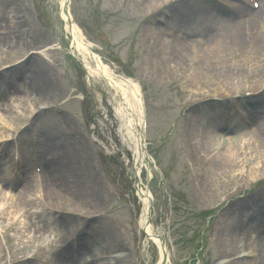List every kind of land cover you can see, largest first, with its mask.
<instances>
[{"label":"rangeland","instance_id":"obj_1","mask_svg":"<svg viewBox=\"0 0 264 264\" xmlns=\"http://www.w3.org/2000/svg\"><path fill=\"white\" fill-rule=\"evenodd\" d=\"M182 1L72 0L71 13L103 63L117 75L131 78L142 86L146 145L157 166L145 162L136 164V168L140 170L142 189L152 195L151 225L154 232L167 241L169 264H192L193 259L195 264H223L216 256L213 240L215 233L226 231L230 217L228 215L226 222L220 224L216 221L222 211H230V203L236 206L242 196L237 193L229 201L225 198L236 189L252 188L254 182L258 187L262 182L261 187H264V177L253 183L248 181L246 185L240 171L235 169L240 184L231 183L234 182L232 176L208 177L206 181L213 187L209 195L201 189L193 193V163L183 149L185 130L193 121L202 126H215L221 121L206 114L197 119L198 116L190 113L193 107L205 105L214 115L213 110L222 107L231 118L228 113L231 106L241 108L247 94L254 96L264 88V0H260L258 11L236 0ZM218 1L232 2L229 4L239 15L234 20L242 24L234 29L236 34L229 37L220 24L215 27L216 30L221 27L220 31L209 34L205 46L197 49L176 46V38L182 37L186 28L192 34L209 30L208 21L213 17L210 4H218ZM192 5L199 8L183 17L191 21L185 26L181 23L184 19L174 12ZM58 13L55 0H0V96L5 93L3 80L11 84L17 80L14 89L18 92L7 103L0 101V139L10 138L11 132L20 135L18 140L9 145L3 143L1 147L0 180L6 185L7 180L18 179L13 181L15 188H10L16 197L24 185L30 184L27 199L37 201L30 211L33 214L23 215L22 212L23 216L17 214L13 221L0 220V264H25L20 262L25 258L32 259L30 264H69L61 248L65 244L71 246L70 264H77L81 259L76 260V253L85 245H88L86 250L92 252L90 255L98 253L102 242L96 233L99 225L109 218H114L120 227V246L103 254L107 259L96 264H117V258L124 264H156L158 248L152 242L146 243L138 227L142 205L134 188L136 172L115 149L109 133L111 126L103 127L100 122L105 114L108 117L106 102L114 101L115 94L100 78L94 79L98 90L89 86L82 66L66 52L69 41ZM204 25L207 29L202 30ZM58 43L62 49L54 46ZM206 56L211 60L206 61ZM207 78L211 87H195V81ZM32 106L39 114L33 121L37 126L29 129ZM234 112L232 109L231 114ZM39 121L43 124L41 128H37ZM238 122L233 124L235 128L229 130V134L221 133V145L229 138L239 141L242 154L237 161L240 165L261 168L264 131L259 137L253 126L245 127ZM41 130H49L48 136L59 132L67 147L56 144L58 149L53 151L49 141L46 144L37 141L35 136ZM76 140L86 144V154L79 158L75 152ZM15 148L23 151L21 162L29 168L38 159L51 162L52 169L57 168V163L67 168L72 165V155L80 172L95 175V182L91 184L90 180V184H85L74 172L69 176L67 173L66 185L60 183L61 179L55 182L45 171L40 175L31 171L33 175L30 173L28 180L17 178L16 172L11 174L16 167ZM100 183L108 193L107 198L100 195L103 194ZM229 183L233 190L226 193L224 189L231 188ZM89 186L103 203L99 208L86 207L84 211L81 206L85 207V203L80 201L85 197L83 187L91 200ZM13 199L20 203V199ZM210 200L221 204L215 207ZM61 211L86 214L81 219L84 222L81 237L70 238L72 232L61 224ZM28 221H32L31 227L26 224ZM120 252L122 256H117ZM82 254L83 251L80 256Z\"/></svg>","mask_w":264,"mask_h":264},{"label":"bare ground","instance_id":"obj_2","mask_svg":"<svg viewBox=\"0 0 264 264\" xmlns=\"http://www.w3.org/2000/svg\"><path fill=\"white\" fill-rule=\"evenodd\" d=\"M249 1V0H248ZM61 4H63V0H59ZM195 8H199L198 5H192L186 10L189 12H185L184 15L187 17V15L194 11ZM201 8V7H200ZM218 10V7H217ZM233 10L232 8L230 9ZM63 17L65 20H67V16L63 14ZM184 19V18H182ZM210 24L209 34L214 32L217 33L220 31V28L218 30L215 29V27H218V25L222 24L224 32L229 35V37L236 34L234 29H238V27L242 24H237L236 21L233 19L231 13H225L224 17L219 16L218 14H215L210 21H208ZM181 23L185 24V26L191 24V21L188 18H185L181 21ZM67 33H71L73 36L74 46L76 49L80 52V54L84 53L83 60H88L92 65L88 66V70L90 71L91 75L97 74L98 77L105 80L106 83L109 85V87L116 93L119 94V99H122L125 103L131 108L129 112H127V109H125L123 102L120 101V105L116 106L115 104L111 103L110 112L113 116H115L117 119H121V116L124 114H127V120L129 121V124L124 125L121 129V125H119V128L115 130V134L113 135V138L119 139L121 137L122 141L127 142L128 139V147L129 150L133 153L132 157L135 162L144 161L145 155L141 149L140 145V124L141 119L138 115L137 108L135 106L136 103L140 100V91L138 88V85L129 78H124L117 76L116 73H114L111 69H109L106 65L98 64L99 61L98 58H95L94 55H92L90 52H88V47L84 42H82V37L76 34L74 30H71L70 28H67ZM194 39H191L193 38ZM205 36L203 34H195L188 30L186 28V31L182 37L176 38L175 45L178 47H187L191 46L194 49H197L200 47V43L203 41ZM186 40L187 43L181 44L180 42L182 40ZM169 41V40H168ZM166 41L170 44V42ZM204 46V44H202ZM264 47V46H263ZM88 55V56H87ZM206 61H210V56L205 57ZM214 61L215 59L212 58ZM171 61H173L172 58H170ZM26 61V60H25ZM35 64H33L34 67ZM93 65H96L92 68ZM167 71V70H165ZM211 73L213 70H210ZM216 73V72H215ZM214 73V74H215ZM195 78V77H194ZM199 81H195L194 85L197 89H206L208 87L212 86L211 81L204 79H198ZM256 91V90H255ZM259 98L257 100H252V103H258L260 105H264V90L262 93L259 94ZM250 105V103L248 104ZM15 108V106H13ZM37 109L33 108L32 106V113H35ZM126 111V112H125ZM215 112V115H213V112L211 108H207L205 106L200 107L199 110H197L198 118L200 119V115H210L217 117L221 121L220 123L217 122V125L213 128L207 127H200L197 124L195 125H189L187 124L186 137L184 139V147L185 153L187 157L191 160L193 163L192 165V174H193V184L196 183V188L201 190L207 189L206 184V178L207 177H214V178H225L228 176H232L234 178L235 184H240V179L237 177V175H241L242 180L244 178L245 183L247 184L248 181H251L252 183L254 181H257L259 178L264 177V164L261 166V168L256 167H248L246 168L244 165H240V162L237 161V158L241 156V151L239 149V141L232 140V139H226L223 146L221 145L220 139L222 137L221 133L228 132L230 130V122L231 120L226 119L225 113L226 110L222 107H217V109L213 110ZM130 114V115H129ZM1 115V114H0ZM217 119V120H218ZM125 121V120H123ZM254 121V120H253ZM117 123H119L117 121ZM253 123V122H252ZM120 124V123H119ZM254 126H256V134L259 135V133L262 134V131H264V122L262 121H254ZM52 131V130H50ZM197 134V135H196ZM124 135H126V139L124 138ZM221 135V136H220ZM257 137V136H256ZM260 137V135H259ZM51 146V150L55 151L59 147H67L63 146L61 143L63 142V139L60 138L59 132L53 133L51 137L48 138ZM58 142V143H56ZM58 146H57V145ZM76 149L75 152H77V157L79 158L80 155L86 154V144L85 142L78 143V141H75ZM213 154V155H211ZM72 158V165L65 168V167H59L55 168L54 171H50V166L46 168V171L50 172V176L53 177L55 182H60V179L62 180L63 185L67 184V180L64 179L70 175V173L74 172L75 175L79 177V180L83 178L85 184H90L89 181L92 180L93 184L95 182V175L92 176L90 173H82L80 170L75 166V158L71 155ZM246 168V169H245ZM235 169L239 170V174H235ZM84 171V170H83ZM245 171V172H244ZM19 175L26 177L29 175V172H24L21 168L17 170ZM71 178V177H70ZM69 182V181H68ZM229 183V187L224 190L232 191L233 187L232 184ZM244 185V184H243ZM96 186V185H95ZM101 191L103 194H100L101 196L107 198L108 193L105 190L102 183H100ZM96 186V187H100ZM90 188V186H89ZM210 188V186H209ZM246 188V187H245ZM244 187L242 189H236L235 192L232 195H229L227 198H225L226 201H229L234 196H236L237 193H243L245 192ZM30 184H26L24 188L22 189V192L19 193L18 197L16 196H10V208L14 212H9L8 214H4L3 211H1L2 207L0 204V220H6V221H13L15 216L17 215L19 210H23L21 208L26 209V211L29 214H33L30 211L37 205L36 199H30L28 197L29 191H30ZM91 189V188H90ZM6 190L0 188V202L4 201L6 198ZM211 192V191H210ZM83 193L86 197L85 188L83 187ZM139 197L143 204L142 213L140 215L138 226L140 229H142V233L144 234V239L149 240L151 242H154L157 245L158 251H159V263L161 261V264L165 263L167 258V253L163 248L160 237L158 234H156L153 230V227L150 223V218L147 217V207L149 204L148 196L146 192L142 191L138 193ZM144 195V196H143ZM20 201V203H15V199ZM82 197L80 203H85V207L81 206V210H86L87 208L95 209L99 208L101 204L103 203L102 199H99L97 197V194L94 193L91 189V196L90 201L89 198ZM104 198V202H105ZM26 199V201L24 200ZM59 204L56 202V207L61 205L60 200ZM211 201V200H210ZM213 202V201H211ZM15 204H20L19 207H16ZM26 206V207H25ZM229 212L227 213L224 211L219 217L218 221L226 222L228 219V215L230 217L229 224L227 226L226 231H221L219 233L214 234V244L215 249L217 250L216 256L219 259H225L226 262L223 264H264V187L256 191L255 193L251 192L247 194V197L244 198L241 201L237 202L236 206H233L232 203L229 205ZM59 209V208H58ZM8 215L7 217H5ZM86 216V214H84ZM60 221L61 224L65 227L67 231L72 234L70 235V238L74 237H81V230L84 227L83 219L85 216L74 214L73 212L67 211V212H60ZM25 218V217H24ZM26 219V218H25ZM105 224L99 225V231H97V238L101 240V245L99 246V251L95 255H90L92 252L90 250H86L85 253H83V258L77 263V264H96L101 263L102 261L106 260L107 258L103 254H109L111 250L117 249L120 245L119 242L121 240V233H120V227L117 225L114 218H109L108 220L105 219ZM222 223V222H220ZM219 223V224H220ZM223 228V227H221ZM220 228V230H221ZM223 234H226L223 236ZM69 241V240H68ZM64 241V243H66ZM105 242V243H104ZM254 248H251L250 246L254 245ZM85 248L87 245L84 246ZM61 248H63V252H65V256L67 257V261L70 264V253H71V246L64 245ZM248 248V249H247ZM250 250V252H248ZM248 252V253H247ZM88 256V257H87ZM124 258V257H123ZM117 264H121L122 262L117 258ZM32 259L25 258L20 262H23L25 264H30ZM124 264V263H122Z\"/></svg>","mask_w":264,"mask_h":264}]
</instances>
